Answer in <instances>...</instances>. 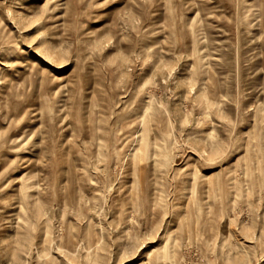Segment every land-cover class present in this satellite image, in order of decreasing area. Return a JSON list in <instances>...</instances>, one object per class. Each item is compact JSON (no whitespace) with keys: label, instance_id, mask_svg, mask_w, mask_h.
I'll return each instance as SVG.
<instances>
[{"label":"rangeland","instance_id":"obj_1","mask_svg":"<svg viewBox=\"0 0 264 264\" xmlns=\"http://www.w3.org/2000/svg\"><path fill=\"white\" fill-rule=\"evenodd\" d=\"M0 264H264V0H0Z\"/></svg>","mask_w":264,"mask_h":264}]
</instances>
